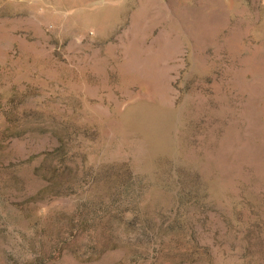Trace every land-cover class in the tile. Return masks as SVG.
Listing matches in <instances>:
<instances>
[{
    "label": "rangeland",
    "instance_id": "1",
    "mask_svg": "<svg viewBox=\"0 0 264 264\" xmlns=\"http://www.w3.org/2000/svg\"><path fill=\"white\" fill-rule=\"evenodd\" d=\"M0 264H264V0H0Z\"/></svg>",
    "mask_w": 264,
    "mask_h": 264
}]
</instances>
